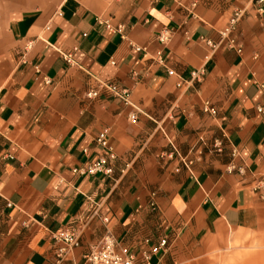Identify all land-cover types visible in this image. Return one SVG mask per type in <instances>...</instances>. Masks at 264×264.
I'll list each match as a JSON object with an SVG mask.
<instances>
[{
	"label": "crops",
	"instance_id": "obj_1",
	"mask_svg": "<svg viewBox=\"0 0 264 264\" xmlns=\"http://www.w3.org/2000/svg\"><path fill=\"white\" fill-rule=\"evenodd\" d=\"M257 6L0 0V264H84L106 230L135 254L166 239L152 264H207L240 243L264 251ZM235 9L240 52L220 34ZM122 88L128 103L114 93ZM103 130L112 173L73 172L105 154L95 141ZM71 227L79 245L65 251L54 236Z\"/></svg>",
	"mask_w": 264,
	"mask_h": 264
},
{
	"label": "built area",
	"instance_id": "obj_2",
	"mask_svg": "<svg viewBox=\"0 0 264 264\" xmlns=\"http://www.w3.org/2000/svg\"><path fill=\"white\" fill-rule=\"evenodd\" d=\"M264 0H257L258 6L257 10L259 12L262 11L261 3ZM243 12L242 10L235 9L232 11L231 16L228 19L226 26L221 30L220 34L222 38H224L230 47H236L237 51H241L240 44L236 41V38L232 35V32L236 29V25L238 21L242 18ZM160 42H166L168 40V34L166 31H163L159 34ZM207 43L210 44L208 41ZM31 42L28 41L25 45L24 49L29 48ZM214 47L213 44H211ZM136 50H140V48H136ZM25 51V50H24ZM64 60L68 63L72 64V59L69 54L63 55ZM36 71L37 66H35ZM191 78L200 81L204 75V69L202 70H193L190 72ZM115 95L123 100L125 103H128L129 99V91L126 88H122L118 91H114ZM98 95L96 90H89L86 92V96L88 98H93ZM202 111L209 113L211 115L216 114V109L208 102L205 101L202 104ZM131 119H135V114L130 116ZM95 141L98 145H100L104 150L105 154L100 155L94 161L88 163L85 166H81L79 168H74L73 172H78L81 174H96V173H104L111 174L112 173V165L111 162L115 160L116 155L114 153L113 147L109 142L107 133L105 130L100 131ZM235 154V152H234ZM229 171L237 170L239 173L244 172V166H238L234 163H231L228 166ZM256 189L262 190L264 189V177H261L256 182ZM154 196L155 193L152 192L150 194V206L154 207ZM106 223L107 219L104 220ZM79 230L76 227L66 228L57 232L54 236L56 240L63 242L65 251H68L79 245ZM166 239L160 241L157 245L149 246L147 248H142L138 254L132 253L125 246L121 245L114 236L106 230L104 235L101 237L99 242L95 245H92L89 250L84 254L83 260L84 264H152V257L161 249L166 247Z\"/></svg>",
	"mask_w": 264,
	"mask_h": 264
},
{
	"label": "rangeland",
	"instance_id": "obj_3",
	"mask_svg": "<svg viewBox=\"0 0 264 264\" xmlns=\"http://www.w3.org/2000/svg\"><path fill=\"white\" fill-rule=\"evenodd\" d=\"M234 248L219 253L207 264H264V251L254 250L248 244H235Z\"/></svg>",
	"mask_w": 264,
	"mask_h": 264
}]
</instances>
